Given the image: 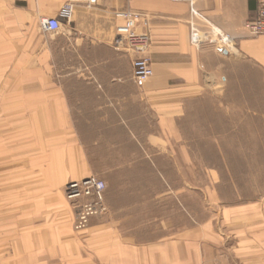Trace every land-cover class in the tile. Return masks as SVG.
I'll return each mask as SVG.
<instances>
[{
    "label": "crops",
    "instance_id": "obj_1",
    "mask_svg": "<svg viewBox=\"0 0 264 264\" xmlns=\"http://www.w3.org/2000/svg\"><path fill=\"white\" fill-rule=\"evenodd\" d=\"M65 1L0 0V264H264V189L192 217V194H207L192 189L181 125L228 63L264 77V35L243 30L255 2H78L60 32H43ZM116 11L148 20L143 88L134 56L114 48ZM218 34L235 46L210 45ZM89 177L106 185L104 211L76 229L88 200L69 201L65 186Z\"/></svg>",
    "mask_w": 264,
    "mask_h": 264
},
{
    "label": "rangeland",
    "instance_id": "obj_2",
    "mask_svg": "<svg viewBox=\"0 0 264 264\" xmlns=\"http://www.w3.org/2000/svg\"><path fill=\"white\" fill-rule=\"evenodd\" d=\"M222 77L213 91L188 102L181 123L191 144L192 189L207 194L205 200L192 194V217L208 200L215 206L244 202L264 189V77L241 59L225 65Z\"/></svg>",
    "mask_w": 264,
    "mask_h": 264
},
{
    "label": "built area",
    "instance_id": "obj_3",
    "mask_svg": "<svg viewBox=\"0 0 264 264\" xmlns=\"http://www.w3.org/2000/svg\"><path fill=\"white\" fill-rule=\"evenodd\" d=\"M171 2H189L190 0H170ZM256 4L255 17L247 21L243 30L250 37L264 35V0H253ZM83 2L87 6L96 4L97 0H66L57 18L40 19L39 27L43 32L56 34L60 32L62 21H69L73 11V5ZM115 20L120 22L116 28L114 48L123 50L134 56L132 61V80L137 88H143L146 82L153 76L151 61L148 57V50L151 43L148 20L145 15L136 12L116 11L113 13ZM143 31L139 32L138 28ZM210 45L219 50H227V46L234 47V40L227 34H218L209 42ZM104 185L95 177H89L80 181L70 182L65 186V196L69 201L80 202L83 199L88 201L79 206L76 215L75 228H83L92 215L100 214L103 207Z\"/></svg>",
    "mask_w": 264,
    "mask_h": 264
}]
</instances>
